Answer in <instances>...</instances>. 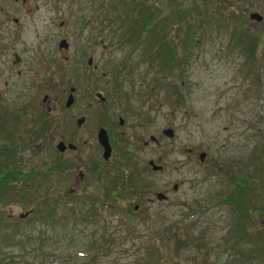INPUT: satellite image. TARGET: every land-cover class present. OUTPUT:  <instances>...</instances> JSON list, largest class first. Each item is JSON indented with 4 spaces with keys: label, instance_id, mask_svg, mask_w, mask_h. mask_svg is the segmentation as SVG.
I'll use <instances>...</instances> for the list:
<instances>
[{
    "label": "rangeland",
    "instance_id": "obj_1",
    "mask_svg": "<svg viewBox=\"0 0 264 264\" xmlns=\"http://www.w3.org/2000/svg\"><path fill=\"white\" fill-rule=\"evenodd\" d=\"M173 1L154 3L170 11ZM194 1L205 21L197 29L199 40L189 47L184 64L167 72L159 59L148 62L143 47L119 41L115 21L101 20L111 0H0V137L14 141L16 168L37 172L15 186L37 185L38 193L48 187L54 214H65L56 231L33 219L20 224L33 231L44 227L51 250L45 256L28 247L23 264H236V248L257 246L264 211L243 224L247 236L234 225L230 229L235 213L220 198L232 186L229 178L249 173L251 202L264 204V0ZM251 10L262 19L248 18ZM165 28L169 39L180 29L175 22ZM244 30L255 37L251 59L237 37ZM61 38L65 47L58 46ZM69 85L75 87L74 98L66 108ZM95 90L103 93V102L90 96ZM43 93L54 105L50 122L41 120ZM99 105L123 116L118 156L125 171L114 165L110 173L102 174L101 167L97 173L99 153L89 135L93 123H75L82 112L96 117ZM165 127L172 135L163 133ZM59 129L82 143L77 153L85 157L84 167H91L78 185L76 170L82 165L57 162L54 141L44 144ZM151 134L158 144L150 142ZM149 157L161 164L159 170L149 167ZM156 191L164 198H156ZM21 199L0 203L3 216L19 219L27 206ZM102 221L106 232L82 234ZM173 223L177 235L186 234L180 244L167 237ZM150 245L157 251L148 257ZM10 250L15 257L4 264L21 252L15 245ZM263 256L258 252L244 264H264Z\"/></svg>",
    "mask_w": 264,
    "mask_h": 264
},
{
    "label": "trees",
    "instance_id": "obj_2",
    "mask_svg": "<svg viewBox=\"0 0 264 264\" xmlns=\"http://www.w3.org/2000/svg\"><path fill=\"white\" fill-rule=\"evenodd\" d=\"M154 0H111L109 6L103 10L104 16L101 20L106 22L115 21L118 24V31L114 33L119 41H132L133 47H143L145 53L143 56L148 60V62H154L155 59H159V68L165 69L170 72L173 67H181L185 62L186 54L189 47L199 40V31L197 29L201 28V25L205 23L203 21L204 15L200 13L198 6L194 0L184 1V0H174L173 5L170 9L164 10L162 7L158 8L155 6ZM169 0H165L167 2ZM197 19L189 21L188 16ZM177 23L179 30L176 31L173 39H169L166 35V24ZM197 32L198 36L194 37L193 33ZM178 36V38H177ZM240 41H243L244 45L241 47L248 53V58L252 57V49L255 43V37L252 33L244 30L237 36ZM151 66V64L149 65ZM175 94L180 97V94L175 91ZM8 138L6 135L0 137V203L10 200L18 196L23 198L21 202L27 206L23 210L30 209L29 213L26 215L27 218L18 219L3 216L0 212V264L10 263L15 255L10 254V246L15 245L18 249L23 251V254L17 253L18 259H15L12 264H23L28 259L29 251L28 247H36L45 256L50 253L45 245L47 243V234L42 230L43 228H38L33 231L32 226H26L25 228L20 227V224L26 223L28 220H37L38 223L42 225H49L52 231H56L55 223L58 222L62 216L65 214L56 213L55 205L53 199L49 197L47 188L44 191L41 190L40 193L37 192L38 187L28 186L17 187L15 184H20L22 181L29 179L30 175L37 173L35 170H30L29 172H22L20 169L16 168L14 165V141ZM59 166V165H58ZM56 166H48L47 170H51ZM45 171V172H46ZM34 173V174H33ZM251 176L245 174L244 176L238 177V179L229 178V182H232L231 188H229L226 193L222 196L220 200L223 201L227 206L231 207L235 213V219L232 220L231 227L242 230L248 236L250 232L244 228L243 224L247 222L251 223L255 220V212L259 215L264 211V204L255 205L251 202L252 196H250V185H248L249 178ZM45 185L41 186L44 187ZM13 189L18 190V192H13ZM11 191V192H10ZM23 191L24 194L21 192ZM34 195L35 198L31 199ZM55 216V217H54ZM96 220V218H95ZM94 220V221H95ZM94 221L91 224H94ZM238 222H240L238 224ZM96 223V222H95ZM6 226H9L11 232H6ZM108 225L105 221H102L99 226L89 228L87 232L82 234L96 236V232L104 231ZM178 226L173 223V231L167 233L168 239H172L177 243H182L186 239L185 235H177ZM100 229V231H99ZM229 231V229H228ZM246 231V232H245ZM253 234V233H251ZM259 237L257 240V246L252 245L246 250L237 249L236 264H244L247 258L254 257L258 252L264 253V232H259ZM257 235V236H258ZM108 237L113 240L116 238L114 233L108 232ZM255 236V237H257ZM37 239V240H35ZM45 241V242H44ZM251 241V240H250ZM256 242V241H255ZM156 245H150V248L146 250L148 257L151 256ZM232 246V245H230ZM233 248V246H232ZM25 256L24 258H22ZM264 259V256H263ZM248 264V263H246Z\"/></svg>",
    "mask_w": 264,
    "mask_h": 264
},
{
    "label": "flooded vegetation",
    "instance_id": "obj_3",
    "mask_svg": "<svg viewBox=\"0 0 264 264\" xmlns=\"http://www.w3.org/2000/svg\"><path fill=\"white\" fill-rule=\"evenodd\" d=\"M61 46H63V45H61ZM65 46H63V47H65ZM15 57L17 58V60H19L18 55H16ZM16 58H14V59L16 60ZM86 63L87 64L91 63V56L90 55L87 56ZM15 73H16V75H18L20 73V69L16 68ZM74 89H75V87L73 85H69L68 92L66 93V97L69 94L72 96V101L74 98ZM90 96L95 97L97 99V101H101V102H103V100L105 98L103 93L101 91H98V90L93 91L92 94H90ZM41 100L45 104L44 106L40 107V109H41L40 110L41 111L40 112L41 120H45L46 122H50V117H49L50 111H51V109L54 108L53 107L54 105L49 103V101L47 100V94L46 93H43V95L41 96ZM72 101H71V103H72ZM69 105H67V106L65 105L64 107H66V108L71 107ZM97 107H98V111H97L96 117L87 116V115H85L86 113L84 114L83 112L81 114H79V116L75 117L76 125H83V123H85V120H89V119H90L91 123H93V125L90 127V130L92 132H90L89 135L94 136L93 137L94 147L96 149V153H99V158H97V165H98L97 169H98V171H97V169H95V170L98 173L99 169L101 167V169L103 168V170H101L102 174L104 173V171H107L108 173H110L112 171L113 166L117 165V167L120 168L121 171H125L124 167L122 166L123 164L121 163L122 159L118 156V149L122 150V142H121L120 138H121L122 132H123L121 130L122 123H123V116L120 115V113H118V112H115L112 115L111 114L112 112H110L107 109V106L99 105ZM79 118L81 119L80 123H77V119H79ZM99 127L104 128L105 133H106V137H107V141L109 143L110 152H109L107 157L102 156L103 146H102V144H100V142L98 141L97 136H96V133H97ZM48 128H50V126ZM36 132H40V130L36 129ZM58 132H56L58 134L54 133V134H56V136H51V139H50V137H47L44 141V144L48 140L54 141V142H52L54 145V149H55L53 151L54 152L53 157H55L57 159V162L62 163L63 161H65L69 165V167H72V168H74V166L78 165V164L82 165L81 168L77 167V170H76L77 171V178L75 177V181H76L75 184L78 185L79 182L84 179L83 178L84 172L85 171H91V167L89 165L87 168L84 167V165H83V164H87L85 157L83 155L77 153L79 150L81 151L82 143L76 142L74 140L73 141L70 140L74 136L72 132L70 133V135L68 137L64 133H62V130L60 131V129H59ZM34 135H35L34 129H31V131L28 132V139L31 140V143H33V140L31 138H34ZM47 135H48V133H47ZM11 140L12 139H10V141ZM149 140L153 144H158L160 142L158 139V136H154L152 134L149 135ZM58 142H61V148L56 146V144ZM147 143H148L147 140H143V145H146ZM114 155H117V157L113 158ZM198 159L199 160L203 159V157L200 159L199 153H198ZM149 160H151L152 163H154V164H160V163L156 162L153 158L149 157L147 159V164L149 165V167L151 169L159 170L161 168L160 167L158 169H154L152 167V165L148 162ZM60 169H64V168L62 166H60ZM134 174H135V172L132 173L133 177H134ZM73 177H74V175H73ZM70 190H73L72 187H70ZM105 196L111 197V194L105 195ZM134 204H137V203H133V205ZM133 205H132V209L136 210L137 207L134 208Z\"/></svg>",
    "mask_w": 264,
    "mask_h": 264
},
{
    "label": "water",
    "instance_id": "obj_4",
    "mask_svg": "<svg viewBox=\"0 0 264 264\" xmlns=\"http://www.w3.org/2000/svg\"><path fill=\"white\" fill-rule=\"evenodd\" d=\"M247 16H248V18L254 19L256 21H259V20L262 19V14L259 13L258 11H255V10L249 11L248 14H247ZM58 45L59 46H61V45L65 46L66 45L65 39L61 38L59 40V42H58ZM71 101H72V96L69 94L66 97V99L64 101V104L67 106V105H69L71 103ZM80 120H81L80 118L77 119V123H80ZM162 131H163V133H165L168 136L172 135V133H173V130H172L171 127H165V128L162 129ZM96 136H97V139L100 142V144H102V146H103L102 156L103 157H107L108 154H109V152H110V147H109V143L107 141V137H106V133H105L104 128L99 127L98 128V131L96 133ZM56 146L61 148V142H58L56 144ZM203 155H204V152L203 151H200L199 152L200 159L203 157ZM148 162L152 165V167L154 169H158V168L161 167L160 164H154V163H152L151 160H149ZM175 186H176V184L173 183L172 187L175 188ZM155 196H156V198L160 199V198H163L164 197V194L161 191H156ZM133 206H134V208H136L137 207V204H134ZM29 211H30V209H27L25 211H20L18 213V217H20V218L25 217L29 213Z\"/></svg>",
    "mask_w": 264,
    "mask_h": 264
}]
</instances>
